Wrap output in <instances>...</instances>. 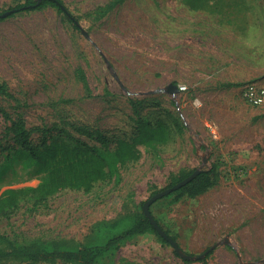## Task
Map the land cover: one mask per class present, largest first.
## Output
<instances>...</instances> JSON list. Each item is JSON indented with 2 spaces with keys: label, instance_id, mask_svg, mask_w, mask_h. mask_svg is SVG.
Wrapping results in <instances>:
<instances>
[{
  "label": "rangeland",
  "instance_id": "1",
  "mask_svg": "<svg viewBox=\"0 0 264 264\" xmlns=\"http://www.w3.org/2000/svg\"><path fill=\"white\" fill-rule=\"evenodd\" d=\"M25 1L0 0V12ZM61 2L88 36L51 4L0 20V141L17 115L33 141L49 129L94 146L104 136L113 147L139 117L168 122L172 135L165 144L139 146L138 160L89 192L64 190L40 205L21 201L0 219V233L15 243L89 241L169 187L171 174L216 164L218 183L207 192L151 203L184 252L198 255L220 242L207 257L184 260L146 232L94 264H264V106L248 104L241 93L245 82L260 83L254 68L264 75V0H207L206 10L185 0ZM221 12H228L227 26L214 17ZM236 21L257 26L255 32H242ZM170 83L185 89L155 92ZM9 166L0 171L8 183L0 190L35 186L43 177L27 174L31 165ZM0 264L69 263L6 257Z\"/></svg>",
  "mask_w": 264,
  "mask_h": 264
},
{
  "label": "trees",
  "instance_id": "2",
  "mask_svg": "<svg viewBox=\"0 0 264 264\" xmlns=\"http://www.w3.org/2000/svg\"><path fill=\"white\" fill-rule=\"evenodd\" d=\"M185 1L192 9H207V0ZM46 4H51L59 12H63L68 21L78 28L77 20L70 15L61 0H26L8 10H33ZM2 115L9 118L5 111H2ZM4 133V140L0 141V155H3L0 171L6 170L14 162L25 168L31 165L33 171L26 173H42L43 177L35 186L5 187L0 190V219L9 218L24 200L40 205L64 190L89 192L96 182L104 181L117 174L121 166L138 160L139 146L167 143L171 138L172 128L164 120L152 123L139 117L135 120L130 136L116 138L113 147L104 136L98 137L100 146H94L81 140H69L61 131L53 132L49 129H42L38 140L33 141L25 120L17 115L9 118ZM193 170L171 174L168 186L179 182ZM218 179L219 171L216 164H212L167 196L173 195L174 200L181 197L195 198L214 187ZM6 184L8 183L1 181L0 189ZM150 212L152 214L151 205ZM153 217L164 229L157 217ZM146 232H153L162 242L168 243L157 234L141 209L113 219L105 226L104 234L85 242L31 239L15 243L4 233H0V259L10 257L19 262L30 263L61 261L69 264H94L121 243ZM171 238L175 241L174 236Z\"/></svg>",
  "mask_w": 264,
  "mask_h": 264
},
{
  "label": "water",
  "instance_id": "3",
  "mask_svg": "<svg viewBox=\"0 0 264 264\" xmlns=\"http://www.w3.org/2000/svg\"><path fill=\"white\" fill-rule=\"evenodd\" d=\"M11 12H13V10H6L2 13H0V17H5L7 15H9ZM78 28L81 30V32L85 35L88 36L87 32L85 30H83L79 24H77ZM168 92L171 95H174L178 92V86L175 84H168L166 86V88H158L155 90V92ZM203 162H206V159H203ZM201 170H203V168H195L189 175H187L186 177H184L182 180H180L179 182L166 187L154 194H152L149 198H147L141 206V210L143 211V213L145 214V216L148 218L149 222L151 223V225L153 226V228L155 229V231L157 232V234H159L163 239H165L172 247L174 252L181 257L184 260H200L203 259L207 253L211 250H213L220 242H215L214 244H212L211 246H209L208 248H206L202 253L198 254V255H191L188 254L186 252H184L180 246L171 238V236L169 234H167L165 232V230L163 228H161L159 226V224L155 221V218L153 217V215L150 212V205L152 202H154L155 200L167 195L168 193L178 189L179 187H181L182 185L188 183L196 174H198ZM224 242L228 243V239L227 237L224 238Z\"/></svg>",
  "mask_w": 264,
  "mask_h": 264
},
{
  "label": "built area",
  "instance_id": "4",
  "mask_svg": "<svg viewBox=\"0 0 264 264\" xmlns=\"http://www.w3.org/2000/svg\"><path fill=\"white\" fill-rule=\"evenodd\" d=\"M185 86H178V90H184ZM243 99L250 105L261 107L264 106V85L256 81L245 82L241 86Z\"/></svg>",
  "mask_w": 264,
  "mask_h": 264
},
{
  "label": "crops",
  "instance_id": "5",
  "mask_svg": "<svg viewBox=\"0 0 264 264\" xmlns=\"http://www.w3.org/2000/svg\"><path fill=\"white\" fill-rule=\"evenodd\" d=\"M244 11V10H243ZM214 17H223L224 18V23L226 24L227 22H228V12H221L220 14H217V15H214ZM210 23V21H208L207 20V25H210L209 24ZM236 27H238V28H241V31L242 32H255V27H257V26H255V25H252L251 24V26L250 25H245L244 26V24H243V22L241 21L240 23L238 22V21H236ZM225 26H227V24L225 25ZM210 34V36L211 37H209V38H207L208 40H213L214 38H213V36L211 35V32L209 33ZM218 36H215V39L217 38ZM218 39H221V36H219L218 37ZM242 54V53H241ZM237 63H239V61L237 60L236 61V64ZM240 66H243V57H241L240 58ZM260 68H262V67H258L257 68V70H255V68H254V71H253V73H254V75L256 74V75H259L257 78H258V80H259V82L260 83H262V85H264V75L262 74V71L263 70H261Z\"/></svg>",
  "mask_w": 264,
  "mask_h": 264
}]
</instances>
